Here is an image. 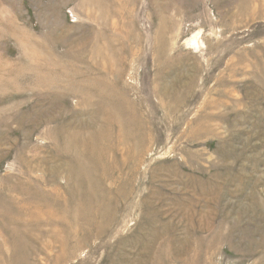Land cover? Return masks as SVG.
Wrapping results in <instances>:
<instances>
[{"label":"rangeland","instance_id":"rangeland-1","mask_svg":"<svg viewBox=\"0 0 264 264\" xmlns=\"http://www.w3.org/2000/svg\"><path fill=\"white\" fill-rule=\"evenodd\" d=\"M0 264H264V0H0Z\"/></svg>","mask_w":264,"mask_h":264},{"label":"bare ground","instance_id":"bare-ground-1","mask_svg":"<svg viewBox=\"0 0 264 264\" xmlns=\"http://www.w3.org/2000/svg\"><path fill=\"white\" fill-rule=\"evenodd\" d=\"M197 39V38H196Z\"/></svg>","mask_w":264,"mask_h":264}]
</instances>
